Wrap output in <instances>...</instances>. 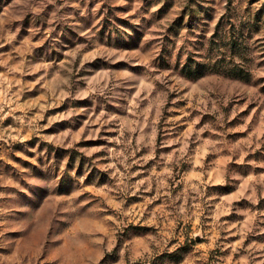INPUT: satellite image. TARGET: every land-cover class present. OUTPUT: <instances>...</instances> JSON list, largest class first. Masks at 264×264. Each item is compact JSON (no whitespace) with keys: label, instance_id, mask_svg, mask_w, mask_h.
Here are the masks:
<instances>
[{"label":"rangeland","instance_id":"1","mask_svg":"<svg viewBox=\"0 0 264 264\" xmlns=\"http://www.w3.org/2000/svg\"><path fill=\"white\" fill-rule=\"evenodd\" d=\"M0 264H264V0H0Z\"/></svg>","mask_w":264,"mask_h":264}]
</instances>
